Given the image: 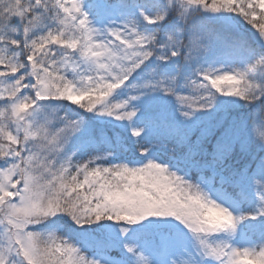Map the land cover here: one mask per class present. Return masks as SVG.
<instances>
[{
    "label": "snow or ice",
    "instance_id": "1",
    "mask_svg": "<svg viewBox=\"0 0 264 264\" xmlns=\"http://www.w3.org/2000/svg\"><path fill=\"white\" fill-rule=\"evenodd\" d=\"M0 264H264V0H0Z\"/></svg>",
    "mask_w": 264,
    "mask_h": 264
}]
</instances>
